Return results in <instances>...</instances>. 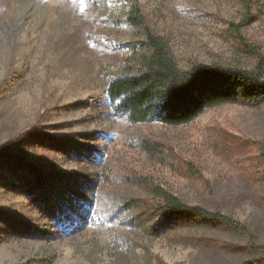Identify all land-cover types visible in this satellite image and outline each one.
Returning <instances> with one entry per match:
<instances>
[{"label":"rangeland","instance_id":"obj_1","mask_svg":"<svg viewBox=\"0 0 264 264\" xmlns=\"http://www.w3.org/2000/svg\"><path fill=\"white\" fill-rule=\"evenodd\" d=\"M131 1L181 70L264 58V0H0V264H264V102L128 122L106 84L140 36ZM152 185L242 222L257 250L220 224L156 230Z\"/></svg>","mask_w":264,"mask_h":264},{"label":"trees","instance_id":"obj_2","mask_svg":"<svg viewBox=\"0 0 264 264\" xmlns=\"http://www.w3.org/2000/svg\"><path fill=\"white\" fill-rule=\"evenodd\" d=\"M124 21L138 29L140 36L128 41V53L118 75L107 81L106 92L114 109L128 122L157 121L178 126L190 123L216 106L264 102L263 57L250 68L191 60L189 68L181 70L176 66L165 38L148 27L137 2L129 3ZM139 145L150 156L160 157L163 153V145L157 141L140 139ZM32 182L38 190L45 191L42 180L35 178ZM150 189L152 196L141 201V205L154 213L158 224L156 230L165 228L160 227L161 224L174 228L199 221L220 224L242 234L247 246L257 250L256 235L242 222L218 211L188 204L158 185H152ZM253 263L246 260L239 264Z\"/></svg>","mask_w":264,"mask_h":264}]
</instances>
